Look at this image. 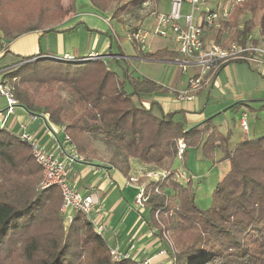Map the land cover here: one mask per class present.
<instances>
[{
	"label": "trees",
	"instance_id": "obj_1",
	"mask_svg": "<svg viewBox=\"0 0 264 264\" xmlns=\"http://www.w3.org/2000/svg\"><path fill=\"white\" fill-rule=\"evenodd\" d=\"M49 1L44 12L48 21L56 24L42 29L37 21L17 23L7 17L5 4L9 0H0L3 38L10 42L31 32L64 33L83 24L64 22L72 8L49 14L46 8L58 7V0ZM117 1L90 3L93 8L109 11L111 3ZM133 1L142 5L148 0ZM35 14L40 15V11ZM256 27L264 31V0H243L211 33L216 43L227 30L233 33L232 42L244 43ZM133 45L144 61H169L177 56L167 49L146 53ZM107 55L112 58L68 59L40 52L19 56L6 50L0 63L6 56L12 60L4 66L0 81L28 112L46 114L52 124H63L79 154L90 153L91 142L98 138L126 160L171 169L179 140L186 149L203 144L205 155L220 150L229 170L215 186L210 208L197 207L190 182L186 187L173 184L170 203L177 207L172 208L176 214L172 235L177 247L175 251L170 246L167 249L171 264H264V137L244 140L229 152V132L222 135L211 119L188 128L175 120L181 111L162 112L150 97L167 89L149 78L129 75L122 53ZM113 64L120 68L121 78L110 68ZM59 89L66 90L72 100L62 98ZM126 169L125 162L121 171ZM123 174L126 177L127 173ZM40 178L41 170L29 145L17 133L0 126V264H138L130 257L114 260L105 239L84 215L74 213L72 222L65 226L59 191L55 187L38 189ZM159 183L139 182L147 196L155 193V187L160 188ZM148 202L154 224L168 230L162 218L167 215L164 199Z\"/></svg>",
	"mask_w": 264,
	"mask_h": 264
},
{
	"label": "rangeland",
	"instance_id": "obj_2",
	"mask_svg": "<svg viewBox=\"0 0 264 264\" xmlns=\"http://www.w3.org/2000/svg\"><path fill=\"white\" fill-rule=\"evenodd\" d=\"M151 3H155L156 0H148ZM224 0H208L209 6L215 8L216 3ZM230 0L225 1L228 2ZM50 5L49 0H9L6 2L5 7V15L9 18L14 19L17 23H23L28 21H37L42 29H47L56 24V22L48 21V18L44 12V8L46 4ZM59 7V8H58ZM58 7L55 5L48 6L47 11L49 14L54 15L63 13L66 9H71L72 12L65 18L66 19L72 16H78V19L81 20L83 24L82 27L84 29L91 28L95 33H98L100 38V43L96 50L105 54L104 58L108 59V53L117 54L122 53L126 57H133L138 48H135L133 43L129 41L128 37L125 35L132 30L133 28H141L144 32H149L152 30L154 25V18L150 21H144L146 18L147 7L144 4L140 5L133 0H118L117 2L111 3V7L109 11H101L97 8H93L90 0H58ZM36 11H40V15H36ZM151 11V8L149 12ZM155 11L160 13H168L169 11V2L168 0H158L155 3ZM152 12V11H151ZM150 12V13H151ZM262 10L260 11V13ZM151 18V19H152ZM76 19V21L78 20ZM64 21V22H65ZM84 21V22H83ZM241 21V19H240ZM47 22V23H45ZM138 22V23H137ZM142 22V23H141ZM138 24V25H136ZM136 25V26H135ZM215 33V32H214ZM233 34V33H232ZM231 32L229 30L225 31L219 38L217 43H230L231 41ZM251 35L255 39L257 43L264 46V31H259L258 27L253 29ZM214 34L210 33L208 35L209 39H213ZM8 41L3 38L2 33L0 32V56L6 51V45ZM166 47L169 50L176 49L174 43L170 40L162 39L156 37L153 34L148 33L145 39V44L143 48H140L143 51H151L155 48ZM7 57V56H6ZM124 57V56H123ZM122 57V58H123ZM10 58V57H9ZM11 59V58H10ZM111 59V58H109ZM120 59V58H118ZM125 60V59H124ZM123 64L124 67L128 68V74L133 77H145L154 80L158 85L167 87L166 94H177L176 92L183 93L187 90L188 80L195 73V69L180 67L178 64L167 61H136L134 59H129V61ZM3 62V61H2ZM0 63V78L3 77L5 65H8L9 62ZM116 65H111L110 68L116 70L118 77H122V72L120 68L115 67ZM231 69H233L234 73H240V69H244V67L248 68L245 65H236L232 64ZM256 75L257 73L254 72ZM263 75V74H261ZM261 75H257L261 80ZM261 77V78H260ZM238 85V84H237ZM235 87H219L215 86L216 93L212 95V98H216L218 100L219 97H233L236 98L230 105L224 106L217 110L216 100L206 101L205 94L199 98V112L193 114V116H197L200 119V115L202 116L198 122L189 126L188 128L194 127L208 119H211L210 123L214 124H222L226 126L229 124L230 126L235 125L236 129L239 125V119L242 117V112H246L248 115L247 124L251 128L254 123L255 116L252 114L254 112L251 111L250 107L247 105H238V102L246 101L248 105L256 108V111L264 113V107L262 105V101H264V83L259 84L257 89L251 93L249 91H245L242 85ZM126 89H129L128 86ZM166 89V88H165ZM59 95L67 99L68 101L72 100V96L64 89H59ZM223 93V94H222ZM246 94L241 97V94ZM252 94V95H251ZM238 96V97H237ZM204 108V110L202 109ZM238 108H241L244 111H237ZM217 110V111H215ZM239 110V109H238ZM209 114V115H207ZM60 126H64L63 124ZM48 128V127H47ZM25 133V132H24ZM182 141V140H181ZM183 142V141H182ZM184 143V142H183ZM203 145V144H202ZM202 145L198 148L196 147H188L187 153L182 158L179 159L176 157L172 161L171 169H160L155 167L147 168L146 172L139 173L140 176L137 178V184H139L140 179L148 181V177L145 176L146 173L159 171L164 173L165 177L162 178L159 184L160 188H158V192L149 194L148 192V200L145 203L146 208L150 201H154L155 199H164V207L167 209V215L163 216L164 222L168 225V230H163L166 233V236L169 240V244L172 249L176 250V243L173 238V229L176 223V214H174L173 207H177L176 203H170L172 201V192L173 184L179 182L180 185L186 187L190 182V188L194 195V202L200 210H206L211 207L213 202V192L215 186L218 183L219 175L222 173L221 169L218 167V164L221 159L216 160L217 152L214 150L210 155H205L202 150ZM228 148V145H227ZM178 149V142H177ZM186 149V148H185ZM30 154V151H28ZM185 153V150H184ZM84 161L91 163L93 166H113L118 168L115 172L108 170L107 172L110 174L111 179L116 182L118 188L122 191L124 197L129 195V191L132 190H123L125 182H129L128 179L125 180V175L120 170L124 168V163H129V160H126L116 149L105 144L101 139L95 138L91 142V152L87 154H79ZM139 162V161H138ZM100 165H98V164ZM86 166L78 168L74 174H78L80 169H84ZM107 168V167H105ZM104 170L101 171L102 174L107 173ZM19 173H23L22 169H19ZM93 174L90 173L85 182L92 181ZM41 180V178H40ZM220 180V179H219ZM140 185V184H139ZM40 189V185L38 186ZM41 190V189H40ZM166 190H170L167 194ZM118 193V189H116ZM133 192V191H132ZM138 192H133L135 194V199L137 197ZM166 193V197L164 194ZM160 210V209H158ZM145 210L141 212L144 213ZM149 214V210L146 211ZM164 212V211H163ZM158 214H162L160 210ZM165 214V213H164ZM158 215V218L160 219ZM164 227V226H162ZM171 259V255L168 253Z\"/></svg>",
	"mask_w": 264,
	"mask_h": 264
},
{
	"label": "crops",
	"instance_id": "obj_3",
	"mask_svg": "<svg viewBox=\"0 0 264 264\" xmlns=\"http://www.w3.org/2000/svg\"><path fill=\"white\" fill-rule=\"evenodd\" d=\"M157 1L158 0H156L155 3H157ZM147 2L149 3V7L145 6L148 9L146 11V18L142 20V22L153 20L150 12L155 11V3L150 4L151 1ZM150 8L151 11L149 12ZM76 19H78V16L74 15L66 19L65 22H68L69 24L75 23L77 21L81 22L80 19L77 21ZM88 29L89 30L84 29L82 25H79L75 29L64 33H27L16 38L15 40L8 42L6 45V50L10 51L14 55L19 56H30L40 52L43 55L50 56L91 58L94 55H97L104 57L105 54L96 50L100 43L101 37L98 35V33H95L93 29ZM150 31L151 30H149V32ZM125 35L127 36L126 32ZM160 49L169 50L166 47H161L155 48L151 51L143 52L153 53ZM175 50L176 49L169 51L175 52ZM9 57L10 56H7L2 63L9 61L11 62L12 58L10 57V59ZM108 58H112V56H108ZM123 59L127 61H129V59L144 61L138 58L137 53L130 58L124 55ZM172 61L173 59L167 62ZM232 64L245 65L248 68L244 67V69H240V73H234L233 69L230 67ZM254 72H256L259 76L261 75V73L255 71L244 63H229L224 65L216 73V75L213 76L211 80L202 87V89L193 95L190 100L182 98V93L180 92H176L177 94L174 95L169 93L154 94L150 97V100L157 103L159 108L164 113L181 111L182 114L180 113L176 115L175 120L183 121L185 126L189 127L202 119L201 115L200 119L197 116H193V114H196L200 110V97L205 94L206 101H209L210 99L216 100V98H212V95L217 92L215 86L219 87L220 89L227 86L230 88L235 87L237 84V86L242 85L245 91L253 93L259 84L264 83V74L261 75L262 79L260 80ZM164 88L168 89L167 87ZM245 95L242 93L241 97ZM235 99L236 98L231 96H218V100H216L217 110L224 106L230 105L233 101H235ZM237 104L247 105L250 107L251 111L254 112L252 113L255 116L253 126L251 128L248 126L247 132H244L240 126V120L242 117L239 119V125L237 129L235 125L230 126L227 124L226 126H223L222 124L213 123L222 135H225L227 132L230 133L228 140L229 152H231L237 144L244 140L264 137V113H258L256 108L249 106L248 102L246 101H241ZM262 105H264V101H262ZM7 108L8 104L6 98L0 95V121L4 120V128L15 133H20L21 127L23 126L25 129L24 132L31 135L40 147L46 150L52 149L54 145V139L48 128H55L57 125L52 124L48 120V116L46 114L37 113L33 115L17 103L12 105L11 113H7ZM202 109L204 110V108ZM238 109L237 111H244L241 108ZM243 115L246 116L247 121V113L242 112V116ZM187 150L188 148L185 151V155ZM215 151L217 152L216 160L222 159L223 153L220 150ZM83 166H86V168L80 169L78 174H74L78 168ZM218 167L222 171V173L219 175V179L221 180L229 170L228 160H220ZM147 168H149V166L141 164L136 159H130L128 163V169L125 171H120L127 173L124 179H128L129 181L131 178L137 179L138 176H140L139 173L146 172ZM116 169L118 170V168L110 165L93 166L91 163L86 161L76 162L71 167L70 181L77 191L82 193H92L95 195L98 205L102 209V213L94 214L93 218L96 224L101 228V236L105 239L110 249H116L118 252L128 255L131 259L148 258L150 260V264H171V259L168 254L165 256L157 255L161 249H168V245L160 237L161 233L163 232V227H157L158 232L150 236L149 231L156 225L152 221L150 214H147V208L145 209L144 213H142L135 206V194L133 195L132 193L135 191L138 192V187L140 185L137 184V181H126L123 190H132L133 192L129 191V195L124 197L116 182L111 179L110 174L107 172L108 170L116 172ZM102 170L107 173L102 174ZM90 173L93 174L94 179L92 181L85 182L86 177ZM219 179L218 182L220 181ZM116 189H118V193L116 192ZM131 245L134 246L133 250L129 249Z\"/></svg>",
	"mask_w": 264,
	"mask_h": 264
},
{
	"label": "built area",
	"instance_id": "obj_4",
	"mask_svg": "<svg viewBox=\"0 0 264 264\" xmlns=\"http://www.w3.org/2000/svg\"><path fill=\"white\" fill-rule=\"evenodd\" d=\"M222 4L216 3L215 8L209 6L208 0H169L168 13L152 11L154 25L150 34L156 37L170 40L176 46L177 56L173 62L186 70L195 69V73L189 78L187 90L182 93V98L191 99L193 95L208 83L213 76L226 64L244 63L255 71L264 74V46L255 41L249 34L244 43L230 42L219 44L208 35L212 30L219 28L220 24L229 19L230 13L235 4L243 0H230ZM148 2L144 6H148ZM141 28H133L127 33L131 43L138 47H143L148 34ZM68 59L70 56H65ZM93 60L105 59L94 55ZM0 95L6 98L8 108L7 113L12 112V105L16 101L10 95V87L0 81ZM4 120L0 121L3 126ZM240 126L244 132H247L248 125L246 116L243 115L240 120ZM53 139L52 149L46 150L38 145L35 139L24 133V127H21L20 133H17L30 147L32 157L41 170L40 189L55 187L61 195L60 212L64 218V225L68 226L73 219L74 213H80L88 219L97 233L102 235V230L96 224L93 215L102 213L95 195L92 193H82L77 191L70 181L71 167L76 162H82L84 159L79 155L70 136L65 132V127L57 125L55 128H48ZM185 144L179 140L177 157L182 158L185 150ZM149 181L158 182L165 177L164 173L154 171L146 173ZM137 179L131 178L129 182H136ZM154 192L159 194L158 187ZM147 194L142 186L138 187L135 206L140 210L146 209ZM157 220V213L155 215ZM158 232L157 226H154L149 235ZM162 239L168 247L169 240L165 231L161 233ZM130 250L134 249L131 245ZM112 254H114L112 252ZM168 252L161 249L158 256H165ZM129 257L124 254L120 258ZM138 264H150L148 258L133 259Z\"/></svg>",
	"mask_w": 264,
	"mask_h": 264
},
{
	"label": "water",
	"instance_id": "obj_5",
	"mask_svg": "<svg viewBox=\"0 0 264 264\" xmlns=\"http://www.w3.org/2000/svg\"><path fill=\"white\" fill-rule=\"evenodd\" d=\"M104 58V57H103ZM112 252L114 254H112ZM110 255L113 257L114 260L119 259L121 256H123V253L118 252L116 249H110Z\"/></svg>",
	"mask_w": 264,
	"mask_h": 264
}]
</instances>
